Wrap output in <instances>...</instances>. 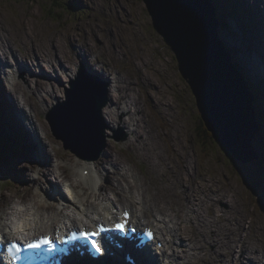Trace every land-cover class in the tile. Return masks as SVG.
Here are the masks:
<instances>
[{
    "label": "rangeland",
    "instance_id": "374dc122",
    "mask_svg": "<svg viewBox=\"0 0 264 264\" xmlns=\"http://www.w3.org/2000/svg\"><path fill=\"white\" fill-rule=\"evenodd\" d=\"M227 1H231V3L234 4L233 0ZM251 2H254V0H251ZM237 4H239V2H237ZM113 10H115L116 13L121 12L123 14L124 22L121 26V33L125 32V28H134V30L128 32V40H126L125 37L121 38L122 40L118 36L114 38V43H117L118 47L117 53L120 58L119 60L114 57L115 54L105 52L99 46H94L93 44L91 46L93 53H89V60L97 58L96 62H94V65L96 66L101 63L112 65L115 69V74L117 71L122 74L121 81H123L124 84L129 82L128 77H133V81L137 82V76L143 72L152 71L157 66L158 71L156 73V79L160 83L159 85L165 90L159 95L174 100L173 113L166 114V112L164 113L165 110L163 108H155L147 99L145 101L142 87H139L138 92H134V94L143 97L144 102L146 103L145 111L147 113L155 115L157 112V118L160 121L159 112H161L163 114L162 117L167 119V121H174L178 124L179 128L185 129L184 135L182 136L183 143H177L180 149H175L177 153L171 149H167L169 153L168 158L177 163L178 173L181 174L182 178H186L190 181L194 188L196 187L202 200L199 209L186 208L185 211H182V214H184L183 212L188 213L194 219V221H188L187 218H184V223L186 224V227L189 228L186 235L183 236L181 240L186 243L187 247H185L183 243L176 246L180 253L179 257L182 263L189 264V260L196 259V264H205L204 261H210L208 264H217L218 262L223 264V261L227 258V255L216 257L218 250L223 249V247L215 242L217 237L215 236V226L210 222L209 208L211 209L212 219L217 215V220L215 221L217 224L216 227L218 230H223L225 233L224 236L232 235V239L239 241L240 245L242 243L253 244L255 249L251 252V255L256 258L260 256L264 257V247L260 245V236L264 238V218L261 216H264V201H262L260 197H256L258 193H261V190L256 188L253 183L250 170L247 169L246 174L245 172L240 174L235 167L229 165L222 149L218 147H215L212 151H208L207 149V152L210 153L209 156L203 153L206 150H201L196 135V128L200 124L201 116L197 106L196 96L188 81L182 76L179 69V61L177 60L176 53L172 46L167 42L165 36L159 30L157 31L155 29L144 0H0V34L3 35V32H5V34H7V32L11 33L12 35L9 34L8 36L17 41L18 47L14 46L15 51L8 52V59L15 61L16 55L20 56L18 53L21 52L25 55L28 53L30 45L33 47V52L35 54H40L43 52L40 49L42 45L36 46L34 43L37 42L42 44V40L45 39V36L49 33L58 34L63 45L69 51L73 48L76 50L78 49V51L83 53L86 49L81 48V42H78V45L73 43L70 40V35L73 34V36L77 35L79 37H85V28L81 30L82 28L80 27H84L88 22L100 21L103 22V24L106 23L105 27L107 29L111 27L119 36H121L114 26L118 21L114 19ZM256 10L257 9H253V11ZM250 11L252 10L250 9ZM110 12L112 14L111 16L105 15ZM254 14L256 13L254 12ZM43 22L47 24V27H45V24H41ZM233 23H235V21L231 20V25H233ZM25 25H27L25 27L26 31L23 28ZM39 27H41L42 30ZM223 27L224 29L220 30V33L223 34L226 32L234 44L233 47L238 50V47L234 43L236 42L235 38L232 34L227 33L230 28V23L229 28L226 25ZM34 30L36 32H34ZM232 30L237 32L235 27H233ZM23 32H28L31 37L27 38L24 36L27 34H23ZM89 32L91 31L89 30ZM92 34L93 33H88L87 36L89 38L93 37ZM220 37L222 38V41L223 36L221 35ZM46 42H49L48 38ZM226 46L227 50H230V48L231 50H235L232 49L231 44ZM251 60V58L248 60V66L255 73V64L254 61ZM39 61L44 68V71H47L49 69L48 65H50L49 60L40 59ZM237 61L239 60L237 59ZM139 62L142 63L140 68L137 67ZM71 63L70 68L72 67L75 69V72L77 73L78 67L81 64V59L74 60ZM54 65L56 67L57 62H55ZM43 68L38 70L39 73L43 71ZM20 69L22 74L21 72L16 74V81L21 84L22 88L28 93V95L39 101L41 111L37 116L40 122L45 125V128L50 132L54 141L62 147V151L78 157L71 150L65 148L62 140L57 139L52 134L51 127L46 121V113L57 101L53 103L49 100L42 101L43 97L38 90H35L37 96L31 94L32 90L27 86V83L32 86L35 85V81L31 79L32 73L30 71L26 72L22 67H20ZM68 69V66L65 69H62L61 65L57 66V70L61 72L62 77L65 76L62 70ZM238 70H241V68L238 67ZM256 76L260 78L257 74ZM146 78L148 79L149 77L143 76L142 79ZM258 78H256L257 82L259 81ZM261 80L262 85L264 86V80L262 78ZM58 84L64 85L62 87L65 91V87L69 85V82L62 78ZM148 86H150V83ZM260 90L262 89L260 88ZM45 102L46 104L48 103V105L51 104L48 110H44V108H46ZM29 105L37 110V105H33V101L29 102ZM168 111L171 112L172 110ZM164 114H166V116ZM125 116L126 114L121 112L118 119H122ZM121 125L115 126L114 124H110V129L108 128L109 130H107L108 135L110 136H106V149L108 148L107 155H104L103 157L101 156V159L95 161L83 159L81 166L75 164L66 167L63 169L67 173V177L65 178L74 182L80 193H84L85 188H88V184L86 183V180L82 178L83 169L86 168V166L95 167L97 162L104 174H112L110 178L114 182L118 175L115 172L117 167L113 165V163L115 161L118 162L117 158L120 157L124 161L123 164L131 165L132 167L130 166V168H132L133 173L139 174L140 178L143 179V182L145 183L144 193H151L154 197L153 198L150 195L146 196L148 199L150 198L152 200L149 204H157L155 208L151 206L155 211L161 214V212L157 210L161 207L162 211H164L162 212L163 214H165L166 211L172 210L177 213V211L180 210L178 206L173 205L165 199H160L159 196L158 198H155L158 193V187H162V182H153L154 173L152 171L147 172L151 169L153 158H150L148 155L144 142H141L140 146L136 148L130 147L131 140L135 139V136L128 133L125 126ZM116 133L118 136L128 135L127 140H116L113 138ZM177 136L179 135L177 134ZM154 137L157 138V135H150L149 140L152 141V138ZM87 151H89V155H96L95 149ZM129 153H136V157L130 158ZM172 155L174 156L172 157ZM107 157H110L111 160L108 161ZM43 167L45 170L47 169V165H44ZM36 168L37 167H34L33 161L28 160L26 156L24 158L17 154L16 157L0 168V195L3 194V192H6L3 191V189H6L4 186H7L9 187L7 188L8 192L12 194L15 200H18L19 197V192L16 189L19 187L22 192L31 188L30 194L34 197L35 192H33L34 187H32V185L37 183L34 178L36 175H40L38 183H41L42 185H45L50 181L59 180L55 175H49L48 171L39 174L37 172L38 169ZM166 172L167 171H164L162 175L169 176V172ZM48 176L49 178L47 180ZM95 178L99 179V177ZM185 192V188H175L173 186V193L170 190L168 191V194L178 195L185 202ZM86 200L94 201V199L90 198H86ZM214 209L219 210L220 213ZM195 217L197 218L195 219ZM242 218L245 223L242 221ZM246 225L249 229L256 225L258 227V236L254 237L251 232L247 231L244 233V238L241 239V233L239 230L247 228ZM205 229L206 231H204ZM226 229H230L231 231L227 233ZM192 239L193 241H191ZM183 248L187 249L186 253L181 252ZM238 255L240 256L241 254Z\"/></svg>",
    "mask_w": 264,
    "mask_h": 264
},
{
    "label": "bare ground",
    "instance_id": "6f19581e",
    "mask_svg": "<svg viewBox=\"0 0 264 264\" xmlns=\"http://www.w3.org/2000/svg\"><path fill=\"white\" fill-rule=\"evenodd\" d=\"M237 2H239V4H237ZM233 3H234V8L238 10L236 16L242 18L247 24L248 28L245 30L242 27V25L238 24L237 20L235 21L233 19L235 21L233 25H231V19L227 21V26H229L230 23V28H233L235 26L237 30L236 32L231 29L228 30L227 33L232 34L233 37L235 38L236 42L234 43L238 47V50L233 47L234 44L232 43L230 36L226 34V32L223 34L220 33V36L221 35L223 36L225 47H227L226 45L231 44L232 49H235V50H231L230 48V50H227L226 48V50L229 51L230 53L236 52V54L233 55V61H235L234 63L236 64V65L234 64V66L238 72H239L238 67H240L241 69L244 68V71L250 81V85H249L250 87L248 88L256 99L257 109L259 111V120L263 125V134H264V115H263L264 86L262 85V80H261V78L264 80V55L262 51H260L259 54L260 47L262 50H264V9H263L264 0H254V2H251V0H233ZM145 4L148 13L153 20V16L150 12V8L146 0H145ZM250 9L252 11H250ZM253 9H257V10L253 11ZM112 12L114 14L113 15L114 19L118 21L114 26L119 31L121 36H119L117 32L113 30L111 27L107 29L105 27L106 23L103 24V22L100 21L88 22L86 25H84V27H80L82 28L81 30L85 28L84 29L85 32L84 34H86L85 37L84 36L79 37L77 35H75L76 36L75 37L73 36V34L70 35V40L73 43L78 45V42H81L82 44L81 48L86 49L84 50L83 53L78 51V49L76 50L73 48L71 49V51H69L63 45L60 36L58 34L49 33L45 36V39L42 40V44L37 42L34 43L36 46L42 45L40 49L43 52H41L40 54L39 53L35 54L33 52L34 51L33 47L30 45V49H28V53H26L25 55L22 52L18 53L20 54V56L16 55L15 61L9 60L7 56L8 53L5 47L6 45L9 46L12 52H14L15 51L14 46L17 47V41L8 36L9 34L12 35L9 32H7V34L3 32V35L0 34V54L2 52L3 54H5L0 56V105H1L0 106V149L2 148V145H5L6 143L5 140H7V142L10 140L15 145L14 149H11V151L14 150L17 151L20 157L25 158L26 156L28 159H32L35 163V167L48 164L49 165L48 169H50V172L53 174H58V176H60L63 179L64 177H67V173L63 169H65L66 167L73 166L75 164H77V166L82 165L81 164V162L83 161L82 158L76 157L75 155L62 151V147L58 145L56 141H54L50 132L47 131V129L45 128V125L41 122H38L39 118L37 114L40 113L41 111L39 101L37 99H33L30 95H28V93L22 88L21 84L15 80L16 74L18 72H21L20 67H22L23 69L26 70V72L30 71L32 73L31 79L35 81L34 86H32L31 84L28 85L27 83V86H29L32 90L31 94H35V96H37L35 90H38L39 92H41V95L43 97L42 101L49 100L50 102L53 103L59 100H63L65 98L64 92H66V88L64 91L62 87L64 85H60L58 84V82L62 78L67 82H69L74 77H76L75 69H73L72 67L70 68V64H72L71 62L74 60L81 59V63L84 66H87L86 68H88V70L101 75L102 78L110 82L111 103L108 106H106V108L104 109V117L106 119L107 124L109 126L110 124H114L115 126L121 124H122L121 126L124 125L127 132L135 136V139L131 140L130 147L136 148L140 146L141 142H144L148 155L150 156V158H153V161L151 163V169L148 170L147 172L152 171L154 173L153 182L154 181L162 182V187L161 188L158 187L157 189L158 193L155 196V198H158L159 196L160 199L162 200L165 199L168 202L180 208V210H178L177 213H175L172 210V211H166V213L163 214L162 212L164 211H162L160 207L157 210L160 211L161 214H157L159 212L156 211L157 213L155 212L148 213V216H150L151 218L154 217L163 218L164 219L163 226H166V230L164 232L165 237L161 236L162 241L165 242V247L164 249H162L163 252L161 253V255H159V257L161 256L163 261H166L165 264H183L179 257L180 253L176 246H178L180 243H183L184 245L186 244L184 243V241L181 240V238L186 235L189 228L186 227V224L184 223L185 222L184 218H187L188 221H194V219L188 213L183 212L184 214H182V211H185L186 208L199 209V205L202 200L196 187L194 188L193 185L190 183V181H188L186 178H182L181 174L178 173L177 163L174 162L172 159L168 158L169 153L167 149H171L175 153H177L175 149L177 150L180 149L177 143L179 144L183 143L182 136L184 135L185 129L179 128L178 124L174 121H170V122L167 121V119L162 117L163 114L161 112H159L160 121L157 118L158 117L157 112L155 115L147 113L145 111L146 103L144 102L143 97L141 95L138 96L137 94H134V92L135 93L138 92L139 87H142V91H144L143 94L145 97V101L147 99L155 108H163L165 110L164 113L166 112V114L173 113L174 100H171L166 97L165 99L164 97H162V95H159L162 94L165 90L159 85L160 83L156 79V73L158 71L157 66L152 71L143 72L142 74L137 76L138 79L137 82L133 81L134 79L133 77L132 78L128 77L129 82L124 84L123 81H121L122 74L119 71H117L116 74L118 75H116L115 69L112 65H105L101 63L96 66L94 65V62H96L97 58H94L93 60H89V56H88L89 53L91 54L93 53L91 49L92 44L94 46H99L105 52H111L115 54L114 57L119 60L120 58L118 57V53H117L118 47H117V43H114V38L118 36L120 39L125 37L126 40H128V32L134 30V28H125L124 29L125 32L121 33L120 31L121 26L124 22L123 14L121 12L116 13L115 10H113ZM254 12L256 14H254ZM105 15L111 16L112 14L110 12ZM41 24H45V27H47V24L45 22ZM26 26L27 25L23 27L25 31H26L25 28ZM39 28L42 30L41 27ZM223 29L224 27L221 28V30ZM89 30L91 32H89ZM34 32L36 31L34 30ZM88 33H93L92 34L93 37L89 38L87 36ZM23 34H27L24 35L27 38L31 37V35H29L28 32H23ZM47 38L49 39V42H46ZM257 39L259 40L258 44H256ZM259 44L260 46H258ZM250 58L252 59L251 61H254L255 64V73L248 66V60ZM40 59L49 60L50 62V65H48L49 69L47 71L46 70L44 71L43 68V71L41 73H39L38 71L40 68H42L39 61ZM237 59L240 62L237 61ZM55 62H57L56 67L54 65ZM5 63H8V66L12 65L13 67L7 66L8 67V69H6L7 71L6 70L3 71V69L6 66ZM141 64L142 63L139 62L137 64V67L140 68ZM58 65H61L62 69H65L67 66L69 67L68 70H62L63 73L65 74L64 77H62L61 72L57 70ZM84 73L86 74V72ZM256 74L260 78H258ZM143 76H147L149 78L142 79ZM3 78L7 79V84L9 85V89H7L6 85L4 84ZM256 78H258L259 80L258 82L256 81ZM149 83L150 86H148ZM260 88L262 90H260ZM31 101H33V105H37V110H35L33 107L29 105V102ZM50 106L51 104L48 105L47 103L46 108H44V110L45 109L48 110ZM3 109H5V111ZM168 110H172V111L170 112ZM121 112H124L126 116L123 117L122 119L120 118L118 119V116ZM50 113L46 114V118H47L46 121L49 126H52L54 128L52 124V120L50 119ZM166 114L164 115L166 116ZM28 120L30 124L27 123ZM99 125H102V123H99ZM35 130L38 132L39 130H42L48 141L38 138ZM177 134L179 136H177ZM150 135H157V138L154 137L152 138V141H150L149 140ZM204 154L205 155L207 154L208 156L210 155V153H208L207 150L204 151ZM129 156L130 158H135L136 153H129ZM173 156L174 155H172V157ZM117 159L118 162L115 161L113 163V165L117 167L115 169V172L118 175L117 179H115L114 182L110 178L112 174L111 173L104 174L101 171L100 166L97 162L95 164V167L89 166V170H90V174L95 169H97L100 172L99 182L93 176H90L88 178L86 177L85 179L84 178L85 176L83 175L82 172V178L86 180V183L89 184V188L91 190L94 189V187L97 185L96 190L91 191V193L90 191L86 190L85 192L86 193L85 195H87L86 197L90 199L92 198L99 199L103 197L104 198L103 202H104L110 198L111 192H114L119 196V197L117 196V200L123 201L124 204L132 205L137 209H138V204L141 201L142 202L147 201L144 203V205L151 203L152 200L150 198L148 199L146 196L147 195L152 196V194L144 193L145 183L143 182V179L140 178L139 174L133 173L132 168H130L131 165L123 164L124 161L120 157H118ZM107 160L110 161L111 158L107 157ZM164 171L169 172L168 173L169 176H163L162 173ZM41 172H42V168H39V173ZM131 176H133L132 177L133 180L131 179ZM72 186L76 187L77 185L74 182H72ZM173 186L175 188L181 187L186 189L185 202L178 195L168 194V191L170 190L173 193ZM136 190L137 192H135ZM159 192L161 195L159 194ZM52 195L54 196V193H52ZM1 196H3L6 199V202L9 204V208L15 210L14 212L16 211L21 212L25 210V208L18 207L16 205V202L14 201L12 194H10L9 192H3ZM133 196H137L135 202L132 198ZM42 199H44L43 196ZM103 202L100 204L103 205ZM32 205H33L32 207H36L38 208V211H40L39 210L40 204L37 200L36 202L34 200V203H32ZM156 205L157 204H152L151 206L155 208ZM58 209H61V211H59ZM63 211L64 208H56V212L58 214H63ZM216 211L220 213L219 210ZM0 213L5 214L6 213L5 208L0 207ZM76 213H77V218L86 217V215L81 216L80 211H77ZM211 214H212L211 209L209 208L210 222L213 223L215 226V236L217 237V239H215V242H217V244L223 247V249L218 250L216 257L227 255V258H225L223 264H264L263 256L256 258L251 255V252L255 249V246H253V244L242 243L240 245L239 241H236V239H232V235L224 236L225 233L223 232V230H218L216 227L217 224L215 223V221L217 220L216 219L217 215H215L214 219H212ZM24 215L26 214L24 213ZM44 215L45 214L42 213V216L40 218H37L33 214V212H31L30 216H28L30 217L29 224L33 222L32 218L41 220ZM261 216L264 218L263 215ZM45 217L46 216H44V218ZM52 218L53 215L50 217V219ZM166 218L168 220H166ZM196 218L197 217H195V219ZM146 221L148 223V220ZM242 221L244 222L243 218ZM257 229L258 227L254 225V227L250 229L247 227V228H243L242 230H239V232L241 233L240 234L241 239L244 238V233L247 231L251 232L254 235V237H257L258 236ZM204 231H206V229ZM229 231L231 230L226 229L227 233H229ZM230 234H234V233H230ZM168 236L170 237L168 238ZM260 237H261L260 245L264 247L263 244L264 238H262V236ZM191 241H193V239ZM170 249L171 251H169ZM181 252L186 253L187 249L183 248ZM238 254L241 255L239 256ZM159 257L158 260L160 261L161 258ZM204 262L205 264L210 263V261H204ZM121 263L124 264L126 262L122 260ZM194 263L196 264V259L189 260V264H194ZM217 264H221V263L218 262Z\"/></svg>",
    "mask_w": 264,
    "mask_h": 264
},
{
    "label": "water",
    "instance_id": "95a60500",
    "mask_svg": "<svg viewBox=\"0 0 264 264\" xmlns=\"http://www.w3.org/2000/svg\"><path fill=\"white\" fill-rule=\"evenodd\" d=\"M155 27L175 51L183 77L188 81L201 115L196 133H211L229 165L240 174L254 157L253 140L258 126L246 83L220 41L219 19L209 0H146ZM68 100L56 106L50 119L56 134L79 151L86 145L104 146L100 120L106 86L81 72L72 82ZM202 121V123H201ZM97 122V123H96Z\"/></svg>",
    "mask_w": 264,
    "mask_h": 264
},
{
    "label": "snow or ice",
    "instance_id": "6c2138e0",
    "mask_svg": "<svg viewBox=\"0 0 264 264\" xmlns=\"http://www.w3.org/2000/svg\"><path fill=\"white\" fill-rule=\"evenodd\" d=\"M116 227H117L118 229H120V230H124V229H125V225H124V224H117ZM96 234H97V233H92L91 235H96ZM83 235H84L85 237H88V236H89V233H83ZM40 243H44V244H49V245H50L52 242H51L50 238L45 237V238H44L43 240H41L39 243L26 244L25 247H39V246H40ZM93 244H94V246H95L96 242L93 241ZM12 247L15 248L17 251L20 250L19 245H18L15 241L12 242ZM96 250H97L98 252L101 251V247L97 246V247H96Z\"/></svg>",
    "mask_w": 264,
    "mask_h": 264
},
{
    "label": "trees",
    "instance_id": "16d2710c",
    "mask_svg": "<svg viewBox=\"0 0 264 264\" xmlns=\"http://www.w3.org/2000/svg\"><path fill=\"white\" fill-rule=\"evenodd\" d=\"M201 123H202V121H201ZM203 129H204V133H206V136L208 135L209 137L207 138V140L203 141V139L197 133V138H198V141L200 143L201 149L207 150L209 143L212 142V143L217 145V142L214 140L213 136H211V133H209V131L205 127H203Z\"/></svg>",
    "mask_w": 264,
    "mask_h": 264
}]
</instances>
